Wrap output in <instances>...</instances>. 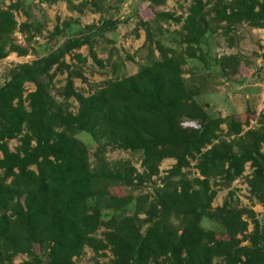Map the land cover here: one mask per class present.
<instances>
[{
  "label": "trees",
  "instance_id": "16d2710c",
  "mask_svg": "<svg viewBox=\"0 0 264 264\" xmlns=\"http://www.w3.org/2000/svg\"><path fill=\"white\" fill-rule=\"evenodd\" d=\"M140 1L151 16L140 20L142 44L125 55L131 61L144 50L135 72L118 75L120 62L111 61L110 53L96 56L94 39L115 27L108 19L4 71L0 264H12L17 255L25 257L20 264H75L84 247L95 256L106 250L103 264H264V111L254 127L238 131L231 115L208 113L182 70L188 59L224 69L232 57L209 58L201 48L206 34L220 29L227 35L242 22L264 29V0H191L183 19L159 10L165 0ZM90 4L69 7L81 12ZM19 6V0H8L0 7V58L28 53L29 23L17 24L13 15ZM168 22L178 25L173 47L151 34V23ZM16 29L25 45L13 37ZM58 30L55 25L48 38ZM84 45L91 60L110 71L85 95L73 86L75 78L86 81L80 69L85 57L77 52ZM63 73V84L55 88V75ZM25 83L33 89L25 91ZM80 132L93 142L92 151L77 137ZM9 140L17 141L12 150ZM112 150L137 153L141 170L126 159L109 160ZM168 158L174 162L158 175ZM246 163L248 197L263 208L258 217L250 207L235 206L228 189ZM113 186L125 192L109 193ZM222 189H228L226 197L212 207Z\"/></svg>",
  "mask_w": 264,
  "mask_h": 264
},
{
  "label": "rangeland",
  "instance_id": "374dc122",
  "mask_svg": "<svg viewBox=\"0 0 264 264\" xmlns=\"http://www.w3.org/2000/svg\"><path fill=\"white\" fill-rule=\"evenodd\" d=\"M19 1V9L13 12L14 18L17 24L29 23L25 34H30L32 37L29 39L26 55L16 56L14 53H9L0 58V82L4 71L10 66L30 62L64 38L83 34L84 26L98 25L103 19L115 22V27L104 31L101 38L94 39L93 49L96 56L99 59H104L107 53H110L111 61L120 62L118 75L122 73L131 74L141 64L144 50L135 54L131 61L126 60L125 55L133 53L144 40V31L140 20H150L151 16L144 8V2L140 0H86L91 1L92 4L88 5V9L82 8L81 12H77L69 6H76L83 3L84 0ZM190 3L191 0H165L159 10L173 12L175 15H179L180 19H183ZM7 4L8 0H0L1 8ZM93 6L97 8L96 12L91 11ZM62 22L67 25H61ZM151 24V34L154 39H158L164 45L172 47L175 45L178 39L175 33L178 25L169 22L160 25ZM55 25L59 29V33L53 38H48V34L51 33ZM134 33L137 35L135 36ZM13 37L17 43L25 45L24 37L17 29L13 32ZM201 48L203 51L208 50L209 58L212 56L215 58L230 56L232 58L222 70L217 65L206 64L205 61L188 59L187 63L182 66L185 84L189 88H196V98L205 104L208 113L221 116L231 115L235 121L236 129L241 132L254 127L256 125L255 118L264 111V29L251 28L243 22L234 24L232 31L227 35L222 34V31L217 29L215 33L206 34L205 43L201 45ZM77 52L85 57V62L81 64L80 69L86 81L83 82L75 78L73 79V86L85 95L110 77L109 65L105 64L103 67H98L88 55L85 45L80 47ZM68 57L65 55L66 61H69ZM204 65L207 66L204 67ZM190 74L194 75L193 78L189 77ZM64 76L65 73L55 75L53 79L55 88L63 84ZM24 89L30 91L33 89V85L25 83ZM51 94H55L54 90L51 91ZM54 97L60 99V97ZM75 107L76 103L72 101L69 109L74 111ZM245 117L248 118L246 124L243 122ZM221 127L224 128L223 125ZM77 137L89 150H93L94 144L88 135L80 132ZM16 144V140H9L7 147L12 150ZM261 151H264V143L261 145ZM106 157L109 160L119 158L129 160L137 171L141 170L137 153L112 150L107 152ZM173 162L174 160L171 158L162 160L158 166V175H162L163 171L169 168ZM190 164L192 165L193 162ZM249 172L250 168L246 163L242 176L234 179L228 189H232L234 192L235 200L233 203L235 206L250 207L258 217L263 213V208L256 202H251L248 197L245 177L246 175L249 176ZM152 179L158 183L156 177H152ZM228 189L216 192L211 203L212 207L221 204ZM108 192L122 195L125 191L119 186H113L108 188ZM249 229L250 225H248ZM214 236L218 238L221 234ZM102 253L104 255L95 256L88 247H84L82 254L75 258L74 262L75 264H103L109 258V253L106 250ZM23 259H25L24 255H17L13 258L12 264H20Z\"/></svg>",
  "mask_w": 264,
  "mask_h": 264
}]
</instances>
